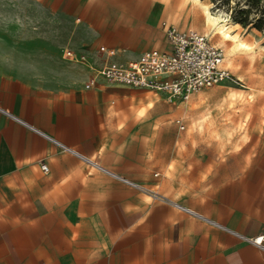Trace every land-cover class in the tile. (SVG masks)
<instances>
[{"label":"crops","instance_id":"0c3cea01","mask_svg":"<svg viewBox=\"0 0 264 264\" xmlns=\"http://www.w3.org/2000/svg\"><path fill=\"white\" fill-rule=\"evenodd\" d=\"M157 6L111 5L131 31L162 29L153 50L168 51L162 24L178 27ZM60 52L56 90L0 70V264H264L250 241L264 235V124L238 172L235 159L205 164L200 139L172 136L171 121L155 118L147 94L161 107L166 95L101 76L142 53L101 44L74 51L82 63Z\"/></svg>","mask_w":264,"mask_h":264},{"label":"rangeland","instance_id":"374dc122","mask_svg":"<svg viewBox=\"0 0 264 264\" xmlns=\"http://www.w3.org/2000/svg\"><path fill=\"white\" fill-rule=\"evenodd\" d=\"M116 1L0 0V70L56 90L62 80L53 74L50 61L58 48L60 57H65L67 50L80 53L101 44L116 47L118 54L142 53L140 57L161 49L165 40L162 29L131 31L133 27L120 23L121 18L114 14L111 5ZM234 1L158 0L157 8L168 11L171 24L210 35L224 50L232 76L202 90L189 102L178 100L161 107L163 101L152 93L147 96L154 101L155 118L171 121L172 136L201 140L205 164L221 166L235 159L238 172L256 152L257 134L264 124V33L234 25L230 10ZM210 15H229L227 25L236 40L220 33ZM177 120L186 130L179 129Z\"/></svg>","mask_w":264,"mask_h":264},{"label":"built area","instance_id":"2783aa9c","mask_svg":"<svg viewBox=\"0 0 264 264\" xmlns=\"http://www.w3.org/2000/svg\"><path fill=\"white\" fill-rule=\"evenodd\" d=\"M163 30L169 42L168 51L151 50L138 60L126 65L109 62L100 74L109 83L164 94L170 102H187L194 94L212 88L231 78L225 66L224 50L212 42L209 35L195 30H179L164 22ZM101 54L115 56L114 49L100 48ZM69 59L86 62L85 55L72 50L65 53ZM91 80L86 87L95 86ZM180 130L185 125L177 120ZM47 172L48 167L42 165ZM264 252V235L250 239Z\"/></svg>","mask_w":264,"mask_h":264},{"label":"trees","instance_id":"16d2710c","mask_svg":"<svg viewBox=\"0 0 264 264\" xmlns=\"http://www.w3.org/2000/svg\"><path fill=\"white\" fill-rule=\"evenodd\" d=\"M230 10L234 23L264 33V0H235Z\"/></svg>","mask_w":264,"mask_h":264},{"label":"bare ground","instance_id":"6f19581e","mask_svg":"<svg viewBox=\"0 0 264 264\" xmlns=\"http://www.w3.org/2000/svg\"><path fill=\"white\" fill-rule=\"evenodd\" d=\"M208 15H209V13H208ZM229 15L227 16V18H224V17H215V16L210 15L209 18L213 22V24L216 27H218L220 33L224 34L227 38H230L231 37V38H234L236 40V36L235 35H232L230 33V31H229L230 26L227 25V22L230 21V16ZM234 25L235 26H239V24H237V23H234Z\"/></svg>","mask_w":264,"mask_h":264}]
</instances>
